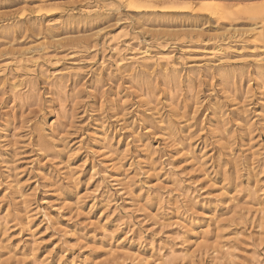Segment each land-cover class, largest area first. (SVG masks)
I'll return each instance as SVG.
<instances>
[{
  "label": "rangeland",
  "instance_id": "rangeland-1",
  "mask_svg": "<svg viewBox=\"0 0 264 264\" xmlns=\"http://www.w3.org/2000/svg\"><path fill=\"white\" fill-rule=\"evenodd\" d=\"M129 1L0 0V264H264V0Z\"/></svg>",
  "mask_w": 264,
  "mask_h": 264
},
{
  "label": "bare ground",
  "instance_id": "bare-ground-1",
  "mask_svg": "<svg viewBox=\"0 0 264 264\" xmlns=\"http://www.w3.org/2000/svg\"><path fill=\"white\" fill-rule=\"evenodd\" d=\"M132 2H135L134 0H130L129 1V3H132ZM220 6H221V4H219V3H217V2H215V4L214 3H211V6H210V8H208L210 11H211V13H213V14H216L217 12H218V9L220 8ZM222 9H224L223 11V13H224V15H226V16H229L230 15V13H229V11H227L229 8L228 7H223V6H221V10ZM250 12H254V13H258V9H255V8H250V9H248ZM151 54V52H149V50L148 49H146V50H144V51H140V52H137V53H135L134 55H133V59H135V60H137V59H139L138 58V55H141V57H143V58H145L146 56H148V55H150ZM155 56H156V54H155ZM149 57V56H148ZM156 58H158L159 60H166V61H170V56L168 55V54H164V53H160V55L158 56V57H156ZM157 60V59H156ZM53 124V123H52ZM51 124V125H52Z\"/></svg>",
  "mask_w": 264,
  "mask_h": 264
},
{
  "label": "snow or ice",
  "instance_id": "snow-or-ice-1",
  "mask_svg": "<svg viewBox=\"0 0 264 264\" xmlns=\"http://www.w3.org/2000/svg\"><path fill=\"white\" fill-rule=\"evenodd\" d=\"M242 7H244V6H242ZM251 7H255V5H253V6H251ZM260 9H261V13L264 14V3H262V4L260 5Z\"/></svg>",
  "mask_w": 264,
  "mask_h": 264
}]
</instances>
